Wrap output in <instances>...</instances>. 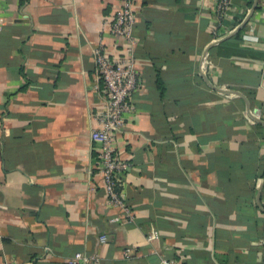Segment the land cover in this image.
<instances>
[{
	"label": "crops",
	"instance_id": "1",
	"mask_svg": "<svg viewBox=\"0 0 264 264\" xmlns=\"http://www.w3.org/2000/svg\"><path fill=\"white\" fill-rule=\"evenodd\" d=\"M218 1L134 0L119 205L91 132L121 0H0V264H264V0Z\"/></svg>",
	"mask_w": 264,
	"mask_h": 264
},
{
	"label": "built area",
	"instance_id": "2",
	"mask_svg": "<svg viewBox=\"0 0 264 264\" xmlns=\"http://www.w3.org/2000/svg\"><path fill=\"white\" fill-rule=\"evenodd\" d=\"M122 7L111 22V29L115 36L121 39L118 43L124 54L120 57H111L108 50L99 46L94 50L97 64V78L105 83L106 105L94 112L93 118L97 126L92 129L91 138L100 146V169L106 179L108 203L123 204L124 195L117 188L119 177H123L131 165L117 154L118 136L122 132L129 115L132 113L131 97L139 84V70L136 66V46L138 40L134 36V27L137 22L134 0H121ZM232 0H219L216 11L221 16L226 15L231 8ZM3 20L0 19V27ZM219 40V39H218ZM217 41V40H216ZM149 239H157L160 233L152 229ZM102 243L108 242L106 234L101 235ZM125 257H131V249L124 250ZM99 261V256H86L77 253L73 261ZM160 264H179L173 258L164 257Z\"/></svg>",
	"mask_w": 264,
	"mask_h": 264
},
{
	"label": "water",
	"instance_id": "3",
	"mask_svg": "<svg viewBox=\"0 0 264 264\" xmlns=\"http://www.w3.org/2000/svg\"><path fill=\"white\" fill-rule=\"evenodd\" d=\"M254 10H255V6L253 7V9L251 10V12H250V14L247 16V18L235 29V31L232 33V34H230V35H228V36H225L224 38H222V39H220V40H217L216 42H214V44H212L210 47H212V46H214V45H216V44H219V43H221V42H223V41H225V40H227V39H229L230 37H232L234 34H236L238 31H240L241 29H242V27L247 23V21L249 20V18L251 17V15H252V13L254 12ZM233 92H235V93H239V92H237V91H233ZM240 95H242L241 93H240ZM248 112L258 121V122H260L261 124H263L264 125V121L262 120V119H260L259 117H256V116H254V114H252V112H251V108H250V105L248 104Z\"/></svg>",
	"mask_w": 264,
	"mask_h": 264
},
{
	"label": "trees",
	"instance_id": "4",
	"mask_svg": "<svg viewBox=\"0 0 264 264\" xmlns=\"http://www.w3.org/2000/svg\"><path fill=\"white\" fill-rule=\"evenodd\" d=\"M225 43H227V42H225ZM117 189L120 190V187H118Z\"/></svg>",
	"mask_w": 264,
	"mask_h": 264
}]
</instances>
